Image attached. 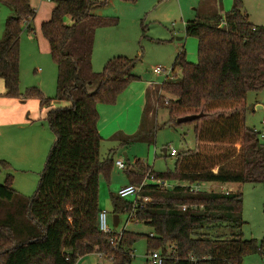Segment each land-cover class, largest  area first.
<instances>
[{
  "label": "trees",
  "instance_id": "16d2710c",
  "mask_svg": "<svg viewBox=\"0 0 264 264\" xmlns=\"http://www.w3.org/2000/svg\"><path fill=\"white\" fill-rule=\"evenodd\" d=\"M51 1L55 6L41 32L57 67L53 99L36 88L19 91L20 34L23 23L31 30L28 23L35 15L30 0H0L13 9L0 40L3 95L37 98L40 107L48 108L45 119L54 135L33 195L14 190L10 174L0 183V264H76L92 253L110 264H130L134 244L143 235L146 256L157 252L164 257L162 264H244L246 254L262 253L264 238L244 239L241 232L240 192L192 186L250 182L264 188V142L245 124L246 93L264 88V26L249 22L241 0H234L224 14L216 12L208 23H185V35L197 40V61L187 60L181 47L172 77L160 86L157 108H167L173 124L200 115L185 122L193 124L195 150L177 154L173 171L156 172L135 160L125 170L127 184L140 186L147 173L177 182L168 188L143 184L135 207L134 200L110 194L111 212L133 210L136 222L148 225L151 235L125 229L104 233L98 225L99 179L109 175L115 162L100 156L97 105L115 103L139 78L132 73L135 59L114 56L94 71L95 30L109 22L92 11L106 0ZM51 100L68 104L51 107ZM0 165L9 166L5 161ZM227 227L230 231L224 233Z\"/></svg>",
  "mask_w": 264,
  "mask_h": 264
},
{
  "label": "rangeland",
  "instance_id": "374dc122",
  "mask_svg": "<svg viewBox=\"0 0 264 264\" xmlns=\"http://www.w3.org/2000/svg\"><path fill=\"white\" fill-rule=\"evenodd\" d=\"M233 2L234 0H106L105 5L98 6L92 11L109 23L98 26L95 30L91 64L96 59L110 56V54H124L122 56L135 59L132 73L139 78L133 80L134 82L145 80L160 83L164 75L156 76L153 68L159 66L170 71L180 46H183L187 60L197 61V40L193 36L185 35L184 24L192 20L208 23L216 12L230 10ZM241 2L243 10L248 14L249 22L254 26H264V0H241ZM30 5L35 9V15L28 23L31 30L23 23L19 41V91L23 94L28 88H36L44 96L53 99L56 93L57 67L49 53L48 41L41 32V24L50 18L55 4L51 0H30ZM11 15H13V9L0 2V40L3 39L5 20ZM175 73L177 77L180 76L178 70ZM132 85L125 95L117 97L115 103H103L98 106V122L112 123L108 128L109 132L115 130L112 127H120V130H116L114 134L103 137L100 144V156L101 158L111 156L114 162L120 159L130 169L135 160H141L153 171H173L178 156H169V152L164 155L163 149L173 148L177 154L195 150L193 124H173L167 108H156L158 97L156 101L143 108V98L136 92L137 86ZM1 87L2 91L5 90L2 79H0V89ZM162 93L160 89L158 94ZM25 102L29 110L28 118L33 120L23 128L31 132L30 146L27 145L28 139L23 136L25 146L16 153L6 154L9 160L6 157L3 160L7 161L9 166L4 168L0 165V173L3 174L0 183L5 180L7 174L12 175L14 190L27 197L33 195L37 188L39 175L53 143L54 135L45 119L48 110L45 107L41 109L35 97L26 98ZM61 103L51 100V107ZM65 104L68 103L65 102ZM36 105L37 110L34 109ZM262 120H264V88L248 91L246 93V127L260 131ZM262 141L264 142V139ZM125 170L114 165L108 176H100V202L102 200L108 202L106 207L110 210L112 209L110 194H117L119 188L128 183ZM168 182L171 185L169 187L175 183ZM220 185L218 182H205L196 186L199 189L220 192ZM231 185H234L231 190L240 192L243 197L241 232L244 239L261 240L264 238L262 184L245 182ZM132 198L129 196L126 199ZM119 216L120 229L143 234L152 232L148 225L136 222L134 218L126 224L127 213ZM107 222L110 223L109 215ZM223 229L224 233L230 231L228 227ZM133 249L130 264H151L146 256L147 240L144 235L134 244ZM263 260L262 253L252 252L244 256L243 263L264 264ZM97 262L96 255L88 254L79 258L76 264H96Z\"/></svg>",
  "mask_w": 264,
  "mask_h": 264
},
{
  "label": "crops",
  "instance_id": "0c3cea01",
  "mask_svg": "<svg viewBox=\"0 0 264 264\" xmlns=\"http://www.w3.org/2000/svg\"><path fill=\"white\" fill-rule=\"evenodd\" d=\"M33 10L35 12L34 8H33ZM224 12L225 11H222V10L219 11L220 14H224ZM110 46L112 47V46H117V45H110ZM180 49H181V46L179 47V50ZM116 55L118 56V55H124V54H120V53L110 54V56H104L103 58L96 59V61H94L92 63L93 70L96 72L101 71L105 62L109 58L114 57ZM189 61L191 62V60H189ZM155 75L159 76L160 74H155ZM164 80H165V75H164V79L160 83H152L151 81H145V80H141L138 82L133 81L119 95V97L121 95L122 96L125 95V92L127 91V89L131 88L130 86H133L132 84H135L134 86H137L136 92H138L139 96L143 98V108H144V107L148 106L150 103H153L154 101H156V98L159 95L158 92L160 90V85L162 84V82ZM155 89H157V91ZM4 92H5V90L2 91V87H1V89H0V161H5V160H3L4 157H6V159H8L6 154L16 153L21 147L25 146V143L23 142V136L28 139L27 145L30 146L29 140L31 138V132L29 130H23V128L27 124H30L31 122H33L32 118H28L29 110H28L27 103L25 102V100H22V99L18 100L16 98L10 99L8 97H4L3 96ZM64 105H66L65 102H62L61 105H58V106H64ZM100 105L101 104L97 105V109H99L98 106H100ZM55 107H57V106H55ZM37 108H38V106L36 105V107L34 109L37 110ZM40 108L42 109V107H40ZM45 109L48 110V108H45ZM143 112H144V110H143ZM100 119H101V117H100ZM111 125H112V123H110V122L108 123V121H106V122L105 121L104 122L99 121L98 122V125H97L98 131H99V134H100L102 139L104 136L112 135V134H114V132L116 130H120V127L117 128V126H116V127H112V129H115V130H112L109 132L108 128ZM121 128H123V127H121ZM122 130H124V128ZM12 150H14V151H12ZM167 153H168V151H167ZM124 154L126 157V153H124ZM117 160H120V159H117ZM5 162H7V161H5ZM2 177H3V174L0 173V179H2ZM209 183H211V182H209ZM174 184H176V182ZM220 184H221L219 186V188L221 189L220 192H233V190H231V188H233V186H234V185L233 186L231 185L233 183H230V184L229 183H220ZM107 203L108 202H103V200L100 202V198H99L100 209L106 210L108 215H109V220H110L109 226H110V228L112 229V231L120 232L123 229V228L122 229L119 228L120 227V216L118 215L117 225H115L114 219H113L114 214L111 212L110 209H108L106 207ZM128 222H130V221H128V219H126V224ZM92 254H94L98 257V262L96 264H100V263H104V262L106 264H108V262H106L99 253H92Z\"/></svg>",
  "mask_w": 264,
  "mask_h": 264
},
{
  "label": "built area",
  "instance_id": "2783aa9c",
  "mask_svg": "<svg viewBox=\"0 0 264 264\" xmlns=\"http://www.w3.org/2000/svg\"><path fill=\"white\" fill-rule=\"evenodd\" d=\"M153 72L155 74H162L165 75L166 78H170L172 77L171 74V70L170 71H166L165 69L159 67V66H155L153 68ZM169 75H171L170 77H168ZM262 124V128L260 131H257L258 133V137L260 140L264 139V120L261 121ZM167 151L169 152L170 156H176L177 155V151L173 148L171 149H167ZM115 165L119 168V169H128V167L125 165V163L122 160H116L115 161ZM153 183L158 185L161 188H168L169 186H171L169 184V182L167 180H162V179H154L151 175H149V173H147L145 175V179L142 182V184L140 186H134V185H125L122 188H120L117 192V195L122 197V198H127L129 196H132V200H134V207L136 205L135 203V199L138 198V192L140 191V188L143 184L146 183ZM194 190H197V186H192ZM144 201L148 200V198H143ZM185 206L182 207V209H184ZM107 217H108V213L106 210L101 209L99 214H98V225H99V229L100 231L104 232V233H111L112 229L110 228L108 222H107ZM134 218V213L133 210H131L130 212L127 213V219L128 221H130L131 219ZM262 255H264V250L262 251ZM163 258L159 253L157 252H151L147 255V259L149 260V263L151 264H162L163 262ZM264 263V260H263Z\"/></svg>",
  "mask_w": 264,
  "mask_h": 264
},
{
  "label": "water",
  "instance_id": "95a60500",
  "mask_svg": "<svg viewBox=\"0 0 264 264\" xmlns=\"http://www.w3.org/2000/svg\"><path fill=\"white\" fill-rule=\"evenodd\" d=\"M200 115H189V116H184V117H180L176 120L177 123H185V122H188V121H192L193 119L199 117ZM164 151V154L166 153L165 149H163ZM125 155V154H124ZM126 159V157H125ZM113 219H114V224L117 225V221H118V215L117 214H114L113 215Z\"/></svg>",
  "mask_w": 264,
  "mask_h": 264
}]
</instances>
